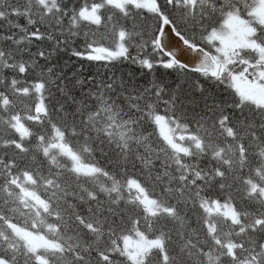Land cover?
<instances>
[{"label": "snow or ice", "instance_id": "obj_1", "mask_svg": "<svg viewBox=\"0 0 264 264\" xmlns=\"http://www.w3.org/2000/svg\"><path fill=\"white\" fill-rule=\"evenodd\" d=\"M0 264H264V0H0Z\"/></svg>", "mask_w": 264, "mask_h": 264}]
</instances>
